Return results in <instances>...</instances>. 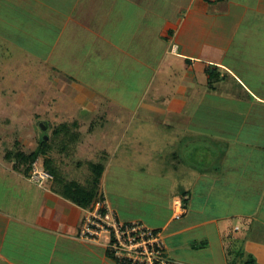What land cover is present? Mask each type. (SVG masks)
Returning a JSON list of instances; mask_svg holds the SVG:
<instances>
[{
	"label": "crops",
	"instance_id": "obj_1",
	"mask_svg": "<svg viewBox=\"0 0 264 264\" xmlns=\"http://www.w3.org/2000/svg\"><path fill=\"white\" fill-rule=\"evenodd\" d=\"M5 8L53 32L44 63L62 75L56 76L54 88L83 118L98 112L113 121L114 112L130 113L128 123L119 118V123H102L120 125L119 143L132 127L137 135L150 124L163 133H181L177 144L186 136L203 135L227 153V141L217 139L215 124L198 122L196 113L249 111L255 103L264 104L247 81L264 66L263 54L257 65L252 49H264V39L255 35L264 31V0H0V10ZM9 20L15 24L14 16ZM13 28L15 44L39 38L38 28ZM7 40L0 36V57L9 54ZM71 126L79 133L82 124ZM77 133L70 134L74 142ZM102 150L100 195L120 218L103 187L111 157ZM181 150V158L178 146L159 157L172 161L168 215L160 219L155 214L154 221L139 216L162 232L168 259L177 264H264V203L258 210H240L241 184L232 168L222 166V159L219 166L200 168L188 162L192 147ZM203 158L198 154L195 159ZM179 195L188 199L182 202L184 214L175 219L173 203ZM89 208L67 198L53 177L38 186L0 168V264H118L101 242L78 238Z\"/></svg>",
	"mask_w": 264,
	"mask_h": 264
},
{
	"label": "rangeland",
	"instance_id": "obj_2",
	"mask_svg": "<svg viewBox=\"0 0 264 264\" xmlns=\"http://www.w3.org/2000/svg\"><path fill=\"white\" fill-rule=\"evenodd\" d=\"M17 13L7 8L0 10V36L8 37L10 43L7 47L9 54L3 53L0 57V61H4L0 64V168H8L29 179L35 164L46 172L51 171L53 181L60 187L76 183L90 189L96 173L91 164L105 162L102 148H106L111 159L103 187L113 207L118 209L121 218L118 219L124 223L127 221L123 220L144 219L143 224L154 228L146 219L154 221L155 214L160 219L166 217L170 194H174L168 189L169 180L174 179L173 174H170L172 161L159 157L170 155L178 146L181 158V149L192 147L188 162H197L202 168V164L219 166L223 160L222 166L227 164L232 168L231 176L241 184L238 188L241 189L239 199L237 197L240 210H258L259 205L264 203V104L255 103L249 111L211 110L196 113L198 122L215 124L217 139L224 138L227 141V153L224 148L220 151V144L212 145L210 138L203 135L186 136L184 143L177 144L176 138L181 133H163L150 124L137 135L132 127L129 135L119 143L120 125L106 124L102 127V123H119L117 118L120 123H128L130 113L114 112L113 121H107L98 112L83 118L82 112L70 100L65 101L54 88L55 78L61 74L52 72L48 64L44 63L51 51L49 47L52 42L48 39L54 38L53 32L44 24L38 28L37 24L29 20L26 23ZM12 16L15 18L14 25L9 20ZM23 20L26 23L24 26ZM15 26L26 30L38 28L39 38H25L15 44L11 38L16 31L13 28ZM257 34L264 39V31ZM15 36L19 39V32ZM252 49L258 55L256 63L259 65V55L263 54L264 58V49ZM248 78L250 80L247 81L254 84L255 92L264 100V66ZM71 123L82 124L79 133ZM40 124L46 126L44 131ZM61 125L65 127L60 128ZM71 133H77L76 142L71 138ZM44 136L48 137L47 146L40 145V139ZM38 149L44 155L32 160ZM198 154H203L205 159L196 161ZM141 168L143 173L140 172ZM98 190L97 194L100 193V187ZM124 212L128 215H123ZM156 219L160 220L158 217Z\"/></svg>",
	"mask_w": 264,
	"mask_h": 264
},
{
	"label": "built area",
	"instance_id": "obj_3",
	"mask_svg": "<svg viewBox=\"0 0 264 264\" xmlns=\"http://www.w3.org/2000/svg\"><path fill=\"white\" fill-rule=\"evenodd\" d=\"M52 176L35 164L29 181L41 186ZM188 196L174 201V218L179 219L185 210L182 202ZM78 238L85 242L101 244L108 255L118 264H177L166 255L164 237L140 221L121 222L115 211L104 201H98L86 210Z\"/></svg>",
	"mask_w": 264,
	"mask_h": 264
},
{
	"label": "trees",
	"instance_id": "obj_4",
	"mask_svg": "<svg viewBox=\"0 0 264 264\" xmlns=\"http://www.w3.org/2000/svg\"><path fill=\"white\" fill-rule=\"evenodd\" d=\"M65 126L61 125L60 128H63ZM58 128V129H60ZM58 131H56L57 134ZM48 142L47 140L45 141L43 138L40 139V145L41 146H47ZM42 149L44 150V148L42 147ZM44 154L41 153V150L38 149L33 157L32 160H36L38 158V156H42ZM94 167V171H96V173L94 172V183L93 186L90 189H87L85 187H82L76 183H71L70 185H66L63 187H60L56 182L55 184H57L61 189L60 191L67 197L70 198L71 200L77 202L78 204L85 206L87 208L90 207V204L95 200L97 202L98 201H102L101 195L100 193H98V189H99V184H100V179L104 170V163H99L98 165L95 164H91V168L93 170ZM49 174L52 175L53 179H54V175L52 174L51 171H47ZM97 198V199H96Z\"/></svg>",
	"mask_w": 264,
	"mask_h": 264
},
{
	"label": "water",
	"instance_id": "obj_5",
	"mask_svg": "<svg viewBox=\"0 0 264 264\" xmlns=\"http://www.w3.org/2000/svg\"><path fill=\"white\" fill-rule=\"evenodd\" d=\"M40 128L44 131L46 129V126L44 124H40ZM43 139L46 141L48 137L44 136Z\"/></svg>",
	"mask_w": 264,
	"mask_h": 264
}]
</instances>
